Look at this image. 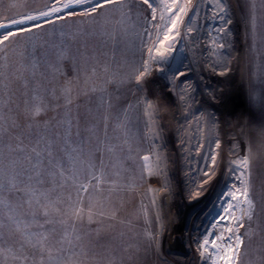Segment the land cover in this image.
<instances>
[{"label": "rangeland", "instance_id": "374dc122", "mask_svg": "<svg viewBox=\"0 0 264 264\" xmlns=\"http://www.w3.org/2000/svg\"><path fill=\"white\" fill-rule=\"evenodd\" d=\"M98 2L93 0V4ZM51 3L52 0H0V15L19 18L20 14L46 11V5ZM151 3L149 8L138 0V10L131 14L130 21L119 26L114 37L98 24L106 17L119 19V8H106L99 17L82 16L81 12L92 7L82 4L39 21H29L25 27L32 24L43 27L16 37L11 45L19 53L42 50L46 41L54 42L57 49H64L66 59L57 61L53 55L54 67L37 72V79L43 83L38 92L48 108L41 117L30 121L23 102L32 94L35 81L25 88L23 78H15L17 69L23 71V65L10 52L14 66L0 76V116L6 117L7 122L0 120V124L8 127L15 121L25 130L32 124L33 132L46 140L54 139L58 150L66 129H71L72 139H78L77 131L87 134L85 129L98 116L99 90L105 89L116 105L113 123L120 116L125 125L105 142L113 150L103 155L100 170L104 182L98 187L79 165L73 170L78 179L67 173L64 179L57 178L62 187L55 180L43 186L34 185L38 196L46 194L53 202L49 216L56 230L53 244L65 234L74 241L64 243L63 252L54 249L53 254L60 255L64 264H224L221 257L225 252L221 249L226 250L227 243L234 244L235 238L225 243L217 237L229 236L226 229L236 230L234 218H240L244 227L238 229L237 235L245 241L240 264H261L257 257L264 255V227L258 233L249 232V240L244 235L249 221L244 216L243 197L237 193L238 199L233 200L229 194L236 189L242 191V180L247 179L258 208L264 203V0H219V4L218 0H176L175 4L173 0H151ZM176 5L185 8L179 19ZM70 12L77 15L68 16ZM57 16L64 18L56 19ZM107 31H112L111 26ZM166 36L172 39H165ZM67 37L74 39L66 45ZM148 48L153 49L155 59H149ZM156 51L164 53V58ZM145 62L148 71L140 91L134 82L133 69H142ZM221 69H227L228 73L219 75ZM31 71L29 68L26 75L31 77ZM178 72L185 76L175 78ZM93 88L97 89L95 93ZM65 89L70 92L65 93ZM50 91L60 99L54 100ZM65 95L73 101L71 111L63 107ZM122 109H127V119ZM174 119L179 121L176 124L183 122L189 127L190 150L194 152L189 170L195 188H191H200L196 186L198 183L210 185L203 189L207 193L196 204L189 205L184 190L178 186L182 180L178 177L177 185L176 173L173 174L176 133L168 135L165 127ZM11 135L16 132L11 131ZM167 137L173 142V150L166 147ZM152 142L163 159L160 176L154 170ZM12 143L0 132V166L9 163L8 145ZM144 156L149 160L144 161ZM245 156L250 160L247 176L237 164ZM90 159L98 164L95 154ZM92 173L100 174L96 170ZM204 180L208 182L203 183ZM80 184H87L88 192L79 191ZM4 197L15 205L16 196L0 192V198ZM237 203L239 207H235ZM229 205H233L231 212L226 211ZM173 207L187 217L172 219L168 210ZM77 209L82 210V220L76 219ZM24 211L31 209L25 205ZM6 212L7 209L0 208V221ZM17 215L25 219L22 214ZM204 240L209 241L207 253L201 247ZM21 243L24 241L19 233L10 236L7 228H0V246H10L17 255L27 257L23 264H41L42 259L48 264L47 253L42 257L30 244L21 247ZM213 243L219 248H214ZM8 264H21V260L9 259Z\"/></svg>", "mask_w": 264, "mask_h": 264}, {"label": "snow or ice", "instance_id": "6c2138e0", "mask_svg": "<svg viewBox=\"0 0 264 264\" xmlns=\"http://www.w3.org/2000/svg\"><path fill=\"white\" fill-rule=\"evenodd\" d=\"M138 0H99L98 3L93 4V0H52L50 5H46V11H39L36 14H20L19 18L14 16L0 15V29L5 31H0V60H3V63H0V76H3L5 70L13 67L14 64L10 62L9 53H12V56L16 57V62L23 65V71L17 69L16 79L20 80L23 78L24 87L28 88L29 85L35 81V87L31 89V95L29 99H26L23 102L24 111L27 114V118L32 121L36 120L38 117H41L46 109L48 108L47 104H44V98L39 95V88L43 87V83L37 79V72L41 69H48L54 67L52 56L55 55L57 61L61 59H66L64 54V49L59 48L53 42L49 44L47 41L43 46V49H34L30 52L25 50L24 52H15L11 49V45L14 39L18 36L25 35L27 33H32L37 29L43 27V24H32L28 25L29 21H39L42 17H50L54 14L64 12L66 9H70L82 4H92L91 10H85L80 13L82 16H101L104 12V9L112 7L119 8L120 18L116 19L115 16L108 18L106 17L102 23H99L98 26L102 29H105V33L110 36H115L119 30V26L124 24L126 21L132 19L131 14L136 12ZM143 5H147L149 8H152L151 0H139ZM191 2V0H189ZM173 3H176V0H173ZM219 4V0H218ZM15 7V5H12ZM177 7V19H179V13L185 12L184 7ZM255 4H253V8ZM221 12L224 11L222 5H220ZM153 11H155L153 9ZM169 11H173L172 8H169ZM68 16H75L77 13L70 12L67 13ZM64 17L57 16L56 19H63ZM155 19V16L152 17ZM46 23H52V21H46ZM20 27H15V26ZM111 26L112 31L108 32L107 28ZM175 21L172 24V28H175ZM253 28H255V17H253ZM74 38L67 37L64 39V43L70 44ZM165 39H172L169 36H166ZM168 47L171 49L172 45L169 44ZM222 47V46H221ZM50 49H56L55 52L50 51ZM174 51V49H172ZM152 48L148 49L149 59H155L156 57L152 56ZM160 58H164V53H157ZM87 61L85 60V64ZM29 68L31 71V77L26 75ZM136 73L134 77L135 85L138 86V90L143 91V88L140 87L144 81V77L148 71L147 62L142 69H133ZM92 74L95 73V69H91ZM41 76H44V79H47V76L43 72H40ZM185 76V73L178 72L175 78ZM115 81H108V83H114ZM124 83V81H120ZM97 89L93 88L92 92L95 93ZM101 95L99 97L98 104V116L93 121L91 127L85 129L86 135L77 131L76 137L78 139L71 138V129L68 128L65 130L64 135L61 138V147L57 150L56 141L46 140L42 135L33 132V125L29 124L27 130L20 128L15 121L11 122L8 127H5L3 124H0V132L9 137L13 143L8 145L10 158L7 165L0 166V192H8L17 197L16 203L13 206L7 197L0 198V208L7 209V212L4 214V218L0 221V228H7L9 235H15L19 233L23 238L24 243L30 244L33 249H37L42 257L44 253H47L48 264H64V261L60 255H54L53 250L57 253L63 252V244L68 243L72 244L74 241L70 239L67 234L63 235L60 239L55 241L53 233L56 231L54 221L49 218L50 209L53 207V202L48 200L46 194L40 193L37 195L38 189L34 185L43 186L49 181L55 180L57 185L62 187L63 185L59 183V179H64L65 173L69 177H72L74 180L78 179V175L74 174V168L76 166L84 167L88 175H91L92 180L96 182L97 187L104 182V173L100 170V166L103 165V155L107 152L113 150L112 147L105 145V142L112 139V134L115 133L121 127H125L124 122L120 119V116H117L115 123L112 120V113L116 111V105L113 102V98L106 94L105 89H100ZM65 93L70 92V89H65ZM49 95L52 96L54 100H59L60 97L55 95L54 91H50ZM65 103L63 107L67 111H71L69 106L73 103L72 99L69 96H64ZM60 107V105H56ZM11 110V109H9ZM125 113L124 119H127L126 112L127 109H122ZM0 120L7 122V118L0 116ZM66 123H71V121H65ZM11 131H15L16 135L12 136ZM27 141V143L25 142ZM76 145V147H71V145ZM43 145V148H41ZM70 149V151H69ZM87 149V151H85ZM95 154L96 161L98 164L93 163L90 157ZM14 156L15 158H11ZM67 157V159H66ZM144 161H148L149 157L144 156ZM238 166L245 170L244 174L247 176L249 174V164L250 160L248 156H245L242 160L237 162ZM92 170L99 171V175H94ZM205 176L208 179H211L209 173L205 172ZM208 180H204L203 183H207ZM243 190L236 189L235 192L230 193L229 195L233 200H237V193L243 197V201L246 204V211L244 216L247 217L249 221L248 228L246 229L244 235L249 236V232L258 233L264 227V203H261L258 208L257 201L253 198L250 191V184L247 179L242 180ZM203 184L201 185V188ZM235 187V186H234ZM87 184H80L79 191L88 192ZM25 205L28 206L31 211L25 212ZM239 203L235 207H239ZM233 205H229V208L226 211L231 212ZM57 211H59L57 209ZM82 210L77 209L75 216L77 220H82L83 216L81 215ZM17 213L22 214L25 219H20ZM89 222H91V215L88 217ZM237 222V229L227 228L226 230L230 233L229 236L225 237L223 235L217 237V240L221 242H227L235 238L234 244L227 243L226 250L221 249L225 252L224 256L221 259L224 260L225 264H240L241 258V247L245 245L244 239L241 235H237L238 229L244 227L243 223H240V218H234ZM63 223V221H57ZM253 223L256 224V228H253ZM53 226L46 228L45 226ZM35 229V231H32ZM74 239L78 240L79 237ZM19 242V241H18ZM24 243H21V247L24 246ZM209 244L208 240H204L203 252L207 253V245ZM59 245V247H57ZM214 248H219V245L213 243ZM264 251V250H262ZM9 259L12 260H21V264L27 257H21L16 254L10 246H0V264H8ZM257 259L261 261V264H264V255L258 256ZM41 264H44L43 259Z\"/></svg>", "mask_w": 264, "mask_h": 264}, {"label": "bare ground", "instance_id": "6f19581e", "mask_svg": "<svg viewBox=\"0 0 264 264\" xmlns=\"http://www.w3.org/2000/svg\"><path fill=\"white\" fill-rule=\"evenodd\" d=\"M158 52L159 51H156V53H158ZM229 97H231V95H229ZM177 122H179V121L177 119H174V122H171V125H170L171 127L170 126L165 127L166 130H168V133L166 132L168 135H170L171 133H176L175 139H176V142L177 143H176V146H174V147H176L175 151L177 152L176 153L177 155L175 156L176 162L174 160L175 164L172 165V167H173L172 170H173L174 176H175V173H176V177H175L176 182H177L176 184L178 185V177H179V179L182 180L181 182L179 181V185L178 186H180L181 189L184 190V192H185V199L189 202V205L191 203L196 204V203H199L200 200H202L204 198V196L206 195V193H207V192H204L205 190H203V189L204 188L206 189V187L210 188V185H206L205 184L201 188V184L198 183L196 186H200V188L195 189V190L192 189V188H195V187H193V185H192L193 182H192V177L190 176L189 164H191V165L193 164L192 157L194 155V152H192L190 150L191 144H189V127H187L186 125H184L183 122L176 124ZM199 127L197 129H199ZM150 134H151V130H149V134L148 135H150ZM150 141H152V140H150ZM152 144H153V148H154V151H155L154 170L157 173V176H160L162 174V170H161V172H159V171L162 168L161 164H162V160L163 159H162V156L160 154V149L158 150V146H156L153 142H152ZM172 146H173V142H171L169 140V138L167 137V139H166V147L170 148ZM173 149L174 148L172 147V150ZM163 153H164V151H163ZM177 174H178V176H177ZM185 189L190 190V193L187 192V191H185ZM171 209H172V211L168 210V212H169V214H172L173 215L172 219L175 220L176 217H178V216H180V218L181 217H187V214L186 213H179L178 212L179 211V208H178V210H175L174 207L171 208ZM188 214H189V209H188ZM224 264H225V262H224Z\"/></svg>", "mask_w": 264, "mask_h": 264}, {"label": "built area", "instance_id": "2783aa9c", "mask_svg": "<svg viewBox=\"0 0 264 264\" xmlns=\"http://www.w3.org/2000/svg\"><path fill=\"white\" fill-rule=\"evenodd\" d=\"M227 30L231 31V29H227ZM189 70H190V69H189ZM217 73H218L219 75H220V74L223 75V74L228 73V70H227V69H226V70H224V69L222 70V69H221V70H219ZM190 84H191V83H189V85H190Z\"/></svg>", "mask_w": 264, "mask_h": 264}]
</instances>
